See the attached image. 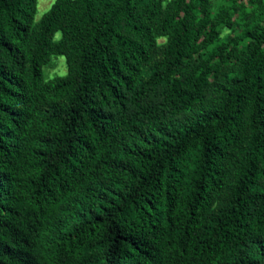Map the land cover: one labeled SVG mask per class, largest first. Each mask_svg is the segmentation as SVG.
Instances as JSON below:
<instances>
[{
	"label": "trees",
	"instance_id": "trees-1",
	"mask_svg": "<svg viewBox=\"0 0 264 264\" xmlns=\"http://www.w3.org/2000/svg\"><path fill=\"white\" fill-rule=\"evenodd\" d=\"M37 4L0 0V264H264V0Z\"/></svg>",
	"mask_w": 264,
	"mask_h": 264
},
{
	"label": "rangeland",
	"instance_id": "rangeland-1",
	"mask_svg": "<svg viewBox=\"0 0 264 264\" xmlns=\"http://www.w3.org/2000/svg\"><path fill=\"white\" fill-rule=\"evenodd\" d=\"M54 0H38L36 18H40L41 15L49 8ZM54 65L45 68V75L51 77L57 74H64L66 71L64 57L55 58L53 60Z\"/></svg>",
	"mask_w": 264,
	"mask_h": 264
}]
</instances>
